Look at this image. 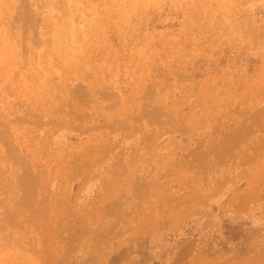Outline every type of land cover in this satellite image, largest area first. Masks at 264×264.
I'll return each instance as SVG.
<instances>
[{
	"label": "rangeland",
	"instance_id": "rangeland-1",
	"mask_svg": "<svg viewBox=\"0 0 264 264\" xmlns=\"http://www.w3.org/2000/svg\"><path fill=\"white\" fill-rule=\"evenodd\" d=\"M0 264H264V0H0Z\"/></svg>",
	"mask_w": 264,
	"mask_h": 264
}]
</instances>
